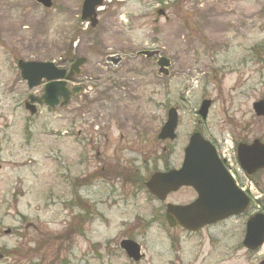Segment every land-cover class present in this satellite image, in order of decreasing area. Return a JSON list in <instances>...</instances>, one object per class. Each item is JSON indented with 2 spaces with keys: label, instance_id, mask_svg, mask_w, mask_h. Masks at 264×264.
<instances>
[{
  "label": "rangeland",
  "instance_id": "obj_1",
  "mask_svg": "<svg viewBox=\"0 0 264 264\" xmlns=\"http://www.w3.org/2000/svg\"><path fill=\"white\" fill-rule=\"evenodd\" d=\"M82 1L55 0L45 9L34 0H0V247L9 255L0 264H132L123 253L91 250L116 249L117 237L139 231V225L133 228L136 219L159 204L146 191L129 196L132 186L127 194H111L96 178L75 192V177L102 165L90 148L91 132L97 131L91 111L127 112L123 122L110 125V149L102 138L100 156L118 152L123 159L136 158L146 178L155 168L179 165L196 129L229 154L232 138L244 135L250 120L255 122H249L252 128L248 124L250 136L264 135V119L252 120V103L264 98V0H107L96 28L80 20ZM162 8L167 18L157 13ZM152 49L172 60L168 77L158 74L155 58L137 54ZM113 54L123 57L120 65L108 62ZM71 55L88 59L76 79L84 92L63 112L38 107L31 115L24 105L27 95L42 90L28 88L16 62L54 61L64 67ZM205 98L212 106L202 120L197 111ZM170 107L179 112L178 137L163 142L157 135ZM158 155H167L166 161ZM123 195L128 206L97 204L108 220L89 217L94 203L120 202ZM189 198L190 191L183 190L169 200ZM67 228L73 236H65ZM7 229L13 233L6 235ZM170 233L162 220L149 228L146 257L139 264H202L205 253H193L192 238L179 232H174L178 254L171 253ZM205 240V251L215 248ZM224 242L223 253L232 254L237 240Z\"/></svg>",
  "mask_w": 264,
  "mask_h": 264
},
{
  "label": "flooded vegetation",
  "instance_id": "obj_2",
  "mask_svg": "<svg viewBox=\"0 0 264 264\" xmlns=\"http://www.w3.org/2000/svg\"><path fill=\"white\" fill-rule=\"evenodd\" d=\"M255 50V49H254ZM253 48H250L249 51H253ZM255 53V52H254ZM162 55V53H161ZM256 55V54H255ZM110 57H115L114 61L115 66L120 65L123 62V57L121 55H110ZM144 57V56H143ZM147 58V57H145ZM147 59H153V58H147ZM157 61V58H155ZM112 63V62H111ZM157 65V63H156ZM172 65V60L170 59V66ZM168 76L170 75V67L168 69ZM158 74H160L158 70ZM167 76V77H168ZM64 106L59 105L57 109L59 111H64ZM115 110L108 107H100L99 109L95 111H91V113H88L89 118L91 119V125H94L93 128L97 127V131H92L91 134L94 136L91 137L90 143L91 150L95 151V159L100 160L102 162V165L100 167V170H97L96 172L88 175H84L82 177L77 176L75 177L74 182V188L76 193L79 192L82 188H86L87 186H91L93 184V179H97V181L102 180L105 183L108 184V188L110 189L111 194H117L120 195V192L122 191L124 194H127V188L132 186L129 194V196L134 195L133 198L137 197V195L140 192L146 191L148 194V191L146 190L145 183L147 181V178L144 177V174L142 173L143 169L142 167H139L135 164L136 158L133 159H123V154H118L116 152L115 155L110 156L107 159H103L100 155L102 154L101 151V145L102 138H104L105 147H110V129L112 124H117L120 122H123L122 120L128 118L127 112L124 110ZM254 115V118L252 120H256V113L254 111L252 112ZM264 119V116L261 117ZM253 124L254 121H249ZM247 123V129L244 128V135L241 133H238L235 137L232 138V145H233V155L227 154L223 146H217V150L219 153L220 158L224 162L225 167L227 168L228 172L232 175L237 187L243 192L244 194V201L248 203L247 209L235 216L228 217L226 219H223L219 222L207 224L201 229L197 231H187L181 226H178L175 224V226H168L171 233L169 234V242H170V250L171 253L173 252L174 255H177L178 252L175 251L176 246L178 245L177 242H179V235L174 234V232H179L181 234H184L190 238H192V246L196 248V250L193 253H205L203 255L202 264H227L230 260H234L236 264H264V244L260 246L258 249L250 248L245 245V238L247 235V225L248 221L256 216L259 215V222L264 224V164L258 165L257 163V152L256 148H251L252 150H248L250 153V156H248V152L246 149H243V146H251L256 140H260L262 143H264V135L256 137V136H250L252 134V130H250L251 124ZM250 124V127L248 126ZM103 130V131H102ZM124 130V127L122 128ZM247 130V133L246 131ZM66 132V131H65ZM64 132V134H65ZM83 134L82 130L80 129L77 132V136L81 137ZM123 134V133H122ZM120 135L121 142L124 139V135ZM83 141L86 139V137L82 138ZM97 141H99L97 143ZM97 143L95 146L94 144ZM129 144V143H128ZM86 145H84L83 151H85ZM127 148H122V150ZM121 150V151H122ZM165 150V149H164ZM82 152V148H78V153ZM115 156V161L112 160V158ZM248 156V160H245V157ZM84 157V153L79 156V159L81 160ZM167 155H158V159H164L166 161ZM182 162L179 165H171L166 164L165 167L162 170L154 169L151 173L156 171H164L167 172L172 169H178L180 168ZM64 168V167H63ZM64 172H62L63 174ZM63 181V178H62ZM119 185V186H118ZM129 186V187H128ZM183 190H189L190 191V198L185 201H171L169 198L179 193ZM79 194V193H78ZM152 200L156 201L159 205L155 207H151L150 214L148 216H139L136 219L137 224L133 226L139 225L140 229H132L133 231L129 233H123L120 234L118 238V247L116 249H113L111 246L108 247V249H105L104 251H95L91 250V253H126L124 250L121 249L120 243L124 239H130L138 242L141 245V251L143 253H146L145 251V245L144 240L147 232L149 231V228H151L153 225L158 224L161 222V220L168 225L167 219H166V209L169 204L174 205H186L194 201L196 199V193L191 187H183L180 188L177 192L170 193L166 200L160 201L155 196H151L148 194ZM123 196H120V202L116 200V202H113L110 204V202H103V203H94L92 206H90L88 213L89 217L95 219L96 217L100 218L102 221L108 220L107 215L103 214L99 211L97 208V204H103L106 205L108 208L112 209L116 207V205H120L119 203H124L127 206L130 204L129 201H123ZM128 198V197H127ZM126 199V198H125ZM80 204V202H79ZM73 222L74 220H78L79 216L74 219L72 217ZM256 228L255 231L264 232V225H262ZM30 226V225H29ZM146 230L142 233L143 230ZM137 230V231H134ZM217 230V238L208 237L205 236V234H209L211 231ZM173 232V233H172ZM4 233L6 235H11L13 233V229L5 230ZM69 232L65 233V236L70 237L73 236V234L68 235ZM209 240L212 243H214L215 248L212 250L205 251L202 247L204 244V241ZM226 238H232L235 241L237 240L236 246L233 245L232 249L228 253H232L229 255H226L225 252L223 253L222 247L226 242ZM217 241V243L215 242ZM6 247H0V252L3 254V259L0 260V263H2L7 256H9L7 253ZM176 253V254H175ZM28 253H25L27 255ZM125 256V255H124ZM199 256H195V260L199 259ZM132 262V260H131ZM132 264H135V262H132Z\"/></svg>",
  "mask_w": 264,
  "mask_h": 264
},
{
  "label": "water",
  "instance_id": "obj_3",
  "mask_svg": "<svg viewBox=\"0 0 264 264\" xmlns=\"http://www.w3.org/2000/svg\"><path fill=\"white\" fill-rule=\"evenodd\" d=\"M36 1L47 8L52 6V0ZM103 2L104 0H84L81 19L90 20L92 26H96L98 23L96 10L103 5ZM142 53L149 57L155 55V52L144 51ZM83 62L84 59H78L72 65V70L67 78H71L74 71H77ZM167 64L166 58H160L159 65L161 67ZM18 68L22 78L28 80L31 87L40 84L43 78L50 81L45 86L44 95L37 99L31 98V101L36 99L40 103L45 102L54 107L57 96L63 95L67 102L69 93L65 88L66 82L57 81L65 76V70L58 69L50 62L23 60L18 62ZM210 104L211 102L208 100L202 103L199 113L203 118L206 117ZM261 106L262 104L256 106L259 114L263 113ZM31 112L34 113L35 110L31 109ZM177 124L178 114L176 109L172 108L169 110L168 119L162 127L159 138L174 139ZM146 185L152 194L162 199L168 192L177 190L181 186H193L195 188L199 195L197 201L188 206H169L168 208L167 216L171 224L173 225L177 220L180 225L187 229L199 228L204 224L216 222L243 210L239 204L241 195L218 159L215 148L199 132L192 134L189 144L185 148L182 168L167 173H155ZM246 241L250 242L249 234ZM261 242L262 240H257L256 245ZM122 247L128 251L130 256H136L135 254L138 252L137 244L132 241H124Z\"/></svg>",
  "mask_w": 264,
  "mask_h": 264
}]
</instances>
